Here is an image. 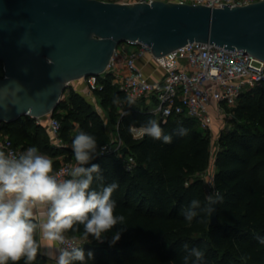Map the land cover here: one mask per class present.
I'll use <instances>...</instances> for the list:
<instances>
[{
  "label": "trees",
  "instance_id": "obj_1",
  "mask_svg": "<svg viewBox=\"0 0 264 264\" xmlns=\"http://www.w3.org/2000/svg\"><path fill=\"white\" fill-rule=\"evenodd\" d=\"M99 81L102 86L95 91L98 104L107 110L113 133L129 151L104 150L86 166L98 164L105 184L118 185L113 199L127 228L115 244H110L112 233H108L103 243L93 238L83 245L86 255L93 253L88 264H181L184 244L204 252L202 264H264V244L260 243L264 239V84L240 96L232 108L234 125L222 130L217 140L213 184L214 192L222 197L218 220L211 224V216L200 213L189 224L182 209L193 199L203 205L210 196L201 176L211 162L210 133L199 130L197 120L188 116L159 119L146 99L129 105L110 74L99 76ZM67 91L53 112L61 121L64 146L52 144L47 124L30 115L0 122V136H8L22 151L38 147L54 161L55 170L63 162L76 163L71 145L80 131L96 137L99 151L110 143L106 120L73 86ZM149 119H155L172 137L171 143L134 137L130 126ZM180 128L187 134L178 135ZM128 156L135 160L131 169ZM46 261L45 255H38L34 264Z\"/></svg>",
  "mask_w": 264,
  "mask_h": 264
},
{
  "label": "water",
  "instance_id": "obj_2",
  "mask_svg": "<svg viewBox=\"0 0 264 264\" xmlns=\"http://www.w3.org/2000/svg\"><path fill=\"white\" fill-rule=\"evenodd\" d=\"M193 41L236 47L264 61V0L221 8L162 0H0V122L53 113L69 82L105 73L123 42L147 44L161 56Z\"/></svg>",
  "mask_w": 264,
  "mask_h": 264
},
{
  "label": "clouds",
  "instance_id": "obj_3",
  "mask_svg": "<svg viewBox=\"0 0 264 264\" xmlns=\"http://www.w3.org/2000/svg\"><path fill=\"white\" fill-rule=\"evenodd\" d=\"M127 102L131 105L134 100ZM130 132L172 142L155 119L138 128L130 126ZM177 134L186 135L187 130L180 128ZM71 148L76 163L66 171H56L54 161L36 146L19 155L0 148V264H34L38 255L54 264H88L93 253L86 255L83 245L90 242L89 237L103 243L106 234L112 233L110 244H115L126 230V218L117 213L113 199L118 185L105 184L98 164L86 166L105 149L98 151L96 137L85 131L74 137ZM221 201L218 192L203 205L193 199L181 215L190 224L200 213L211 216L216 210L212 205ZM182 252L181 264H202L201 249L184 244Z\"/></svg>",
  "mask_w": 264,
  "mask_h": 264
},
{
  "label": "built area",
  "instance_id": "obj_4",
  "mask_svg": "<svg viewBox=\"0 0 264 264\" xmlns=\"http://www.w3.org/2000/svg\"><path fill=\"white\" fill-rule=\"evenodd\" d=\"M113 1L129 4L141 1L151 3L154 0ZM162 1L221 8L222 4L239 6L260 0ZM144 58L163 70L161 79H150L139 63ZM106 74L111 75L112 83L117 85L128 99H146L150 102L151 111L159 119L165 121L170 116L194 118L201 128L210 133L212 141L215 139L217 142L220 132L230 128L229 121L234 114L232 108L237 105L240 96L247 89L264 84V61L236 47L234 50H228L224 49V46L199 41L188 42L161 56L154 55L147 44L123 42L115 50L105 73L83 77L82 89L73 86L74 80L69 82L68 88L73 86L96 105L95 91L102 86L99 76ZM67 90L65 93H68ZM36 119L39 123L47 124L52 144L58 147L66 144L61 137L59 118L49 113ZM0 148L16 155L23 152L8 136H0ZM103 148L119 152L123 148V142L117 135L114 139L110 136V143ZM134 163L133 156H128L127 167L131 169ZM73 165L75 164L72 162H63L56 171H66ZM79 241L83 243L82 240Z\"/></svg>",
  "mask_w": 264,
  "mask_h": 264
},
{
  "label": "rangeland",
  "instance_id": "obj_5",
  "mask_svg": "<svg viewBox=\"0 0 264 264\" xmlns=\"http://www.w3.org/2000/svg\"><path fill=\"white\" fill-rule=\"evenodd\" d=\"M0 74L3 75V63H1V62H0ZM73 86L76 87L77 89H82L84 87V80L82 78L77 79V80H74L73 81ZM66 95H67V93H65V96ZM95 107L97 109H99V111L103 115L104 119L106 120L107 125H108L109 134L111 136V139H114L115 138V134L113 133L114 123L109 121V117H108L107 110L101 109L100 106H99V104H98V101H97V104L95 105ZM234 121H235V118H234V114H233L231 120L229 121V126L230 127H232L234 125ZM197 127H198L199 130H203V128H201L200 126H197ZM216 146H217V142L214 139L212 141L211 162L206 167V169L201 173V176L205 180L206 188L208 190L209 195H214L215 194V192H214V184H213V175H214V172H215V170H214L215 169V165H214V153H215V150L217 148ZM77 238L79 240H81L80 237H77ZM92 239H93L92 237L89 238L90 241Z\"/></svg>",
  "mask_w": 264,
  "mask_h": 264
},
{
  "label": "crops",
  "instance_id": "obj_6",
  "mask_svg": "<svg viewBox=\"0 0 264 264\" xmlns=\"http://www.w3.org/2000/svg\"><path fill=\"white\" fill-rule=\"evenodd\" d=\"M139 63L143 66L146 74L149 75L151 80L156 81V80H159L162 78V76L164 74L163 70L161 68H158L155 64L147 61L146 58L140 60ZM0 134H1V132H0ZM60 160H61V162L63 161L62 158H60ZM46 258H47V256H46ZM45 264H54V262L47 258V261L45 262Z\"/></svg>",
  "mask_w": 264,
  "mask_h": 264
}]
</instances>
